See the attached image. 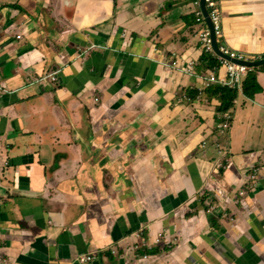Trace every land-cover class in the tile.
I'll use <instances>...</instances> for the list:
<instances>
[{
  "label": "crops",
  "instance_id": "crops-1",
  "mask_svg": "<svg viewBox=\"0 0 264 264\" xmlns=\"http://www.w3.org/2000/svg\"><path fill=\"white\" fill-rule=\"evenodd\" d=\"M216 1L220 42L264 55V0ZM196 9L0 0V264H264V65L220 135V100L187 71L207 26ZM106 129L128 140L106 150L128 179L82 165Z\"/></svg>",
  "mask_w": 264,
  "mask_h": 264
},
{
  "label": "water",
  "instance_id": "water-1",
  "mask_svg": "<svg viewBox=\"0 0 264 264\" xmlns=\"http://www.w3.org/2000/svg\"><path fill=\"white\" fill-rule=\"evenodd\" d=\"M15 6L17 7L18 10L21 9V10L26 11L24 8L22 9L20 4H16ZM199 8H200V11L202 13V17H203V19L205 21V24H207V27L210 29L211 42H212V47H213V51L215 52V54H217L219 56H222V57H224V58L228 59L229 61H231L233 63H236V64H242V65H247V66H251V67H260V66L264 65V55L262 53H256V54L255 53H247V54H244V53H239V52H235L234 51V53L241 54L243 56L242 59H240L238 57H235V56L223 54L221 52L220 48H219V40L222 37L218 40V38L216 37V35L214 33L213 23L211 21V16H209V13H208V11L206 9L205 0H199ZM259 9L262 12L264 10V6L259 5ZM263 15L264 14H262V16ZM23 17L26 18V20H29V21H30V19H33L31 13L28 14V11H26V15L23 16ZM252 29H254L253 23H252V26L249 27V32H251ZM258 29H260V31H261V28H258ZM245 30H244L243 34L245 33ZM222 36H223V34H222ZM92 46L93 45H89L88 44L85 48H83V49L81 48V52L85 53L88 49H91ZM232 52H233V50H232ZM53 55H55L54 52H53ZM52 58H51V60H52ZM54 58H55V56H54ZM56 63L58 64V62H56ZM59 69H61V68H59ZM48 70H49V67L46 68L44 73L39 77L40 78L39 81L41 83H45V84H49L50 83V77L49 76L51 74H48ZM59 72H60V70H56V75H58ZM97 100H98L97 98H94L95 102H97ZM123 135H124V133H122L121 135H118L117 133L116 134L111 133L109 135L108 134V130L106 129L104 134H103V136L104 137L107 136L106 140L110 141L109 144H106L105 143L106 141L103 140L101 142V144L98 145L97 151H91L89 149V147H88V144H85L84 147H85V149L87 151V154L89 156L84 160L82 165L85 167L88 164H91L94 167L93 175L98 177V179L100 178L99 182H102V179H104V178H102L104 176V174H106L107 177H112V178H114V176H115L117 178V180H119V181H121L123 179H128V178H122L121 179L120 175L117 177L118 174L126 173V172L129 171V170H126L127 168L124 166L125 163H126L125 161H127V160L122 161L123 160V157H122V158H119V160L117 161L115 159V155L114 154L109 155L106 152V150L108 148H112L111 152L113 153L114 152V147H116L117 144H120L121 146H123V145L125 146L127 144L128 140L126 142H122L121 140H119L120 138H122ZM127 148L129 149L128 146H127ZM127 148L125 150L128 152ZM114 153H116V152H114ZM124 159H129V158L125 157ZM162 165L166 166L167 163H163V161H162ZM119 167H121V170L119 169ZM115 171H116V173H115ZM101 174H102V176H101ZM89 176H91V171L90 170H88V172H85V177H89ZM82 197L83 196H81V198ZM83 199H85V198L83 197ZM80 206H82V203L80 204ZM82 217H83V214L80 215V218H82ZM224 217H226V214L224 215ZM73 223H77V222H73ZM70 226L68 228H66V231H68ZM126 237H132L131 233L129 235H126ZM98 249L101 250L102 248L100 247ZM94 255H95V258L100 259L99 258L100 255L97 254V252H94ZM78 259H79V257L74 259V262L76 264H80ZM101 264H104V263H101Z\"/></svg>",
  "mask_w": 264,
  "mask_h": 264
},
{
  "label": "built area",
  "instance_id": "built-area-1",
  "mask_svg": "<svg viewBox=\"0 0 264 264\" xmlns=\"http://www.w3.org/2000/svg\"><path fill=\"white\" fill-rule=\"evenodd\" d=\"M193 4L198 6V8L195 11V15L202 16L200 8H199V0H193ZM205 6L209 13V16H211V21L214 27V33L219 40L222 37L223 31H222V17H221L218 2L216 0H205ZM197 37H198L199 43L201 44V48L203 50L210 51L215 54V52L213 51L212 42H211V32L207 26L203 27L202 30L199 31ZM219 48L221 52L225 55L235 56L240 59L243 58L241 54L232 52L228 47H226L223 43H221L220 40H219ZM215 55L218 57L220 61V65L204 77V81H203L204 85L208 87V86L216 84V85H222L225 87H229L231 89H237L238 91H241L245 76L249 72L254 70V67L242 65V64H236L222 56H219L217 54ZM194 65H195L194 61L189 62V67L187 68V71L188 72L193 71ZM223 69H225V74L222 75L220 72ZM49 77H50V81H53V82L56 81L55 76L51 75ZM233 104H236V100L234 101ZM217 117L219 119L218 130L221 134H225L231 127V122L233 120V109L227 112H219L217 114ZM253 173H257V171L254 170ZM248 184H250L251 187L253 186L251 182ZM156 241L160 242L161 238L158 237ZM93 259H95L94 254H91V255L86 254V255L80 256L78 260L80 264H84Z\"/></svg>",
  "mask_w": 264,
  "mask_h": 264
},
{
  "label": "trees",
  "instance_id": "trees-1",
  "mask_svg": "<svg viewBox=\"0 0 264 264\" xmlns=\"http://www.w3.org/2000/svg\"><path fill=\"white\" fill-rule=\"evenodd\" d=\"M199 20H202L201 16L198 17ZM220 65V61L218 57L210 52L202 50V54L199 60L196 62L194 67V72L204 75H208L211 71H213L216 67ZM257 67L254 68V71L248 74L244 82V88L246 92L253 93L256 89V72ZM206 93L210 94L211 96H217L220 100L221 105L219 107V112H227L233 107V103L236 100L240 91L237 89H231L229 87H225L222 85H211L205 88ZM195 94L198 93L196 89ZM216 120L219 122L218 117L216 116Z\"/></svg>",
  "mask_w": 264,
  "mask_h": 264
},
{
  "label": "rangeland",
  "instance_id": "rangeland-1",
  "mask_svg": "<svg viewBox=\"0 0 264 264\" xmlns=\"http://www.w3.org/2000/svg\"><path fill=\"white\" fill-rule=\"evenodd\" d=\"M196 8H198V6H196ZM220 135H222V134H220ZM218 138H224V136L222 137V136H219Z\"/></svg>",
  "mask_w": 264,
  "mask_h": 264
}]
</instances>
